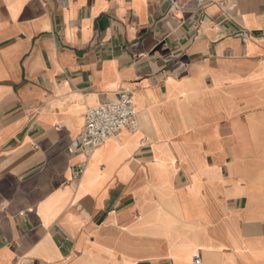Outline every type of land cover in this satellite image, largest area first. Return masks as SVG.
<instances>
[{
  "label": "crops",
  "instance_id": "obj_1",
  "mask_svg": "<svg viewBox=\"0 0 264 264\" xmlns=\"http://www.w3.org/2000/svg\"><path fill=\"white\" fill-rule=\"evenodd\" d=\"M196 260L264 264V0H0V264Z\"/></svg>",
  "mask_w": 264,
  "mask_h": 264
},
{
  "label": "built area",
  "instance_id": "obj_2",
  "mask_svg": "<svg viewBox=\"0 0 264 264\" xmlns=\"http://www.w3.org/2000/svg\"><path fill=\"white\" fill-rule=\"evenodd\" d=\"M171 7H177V0H168ZM209 0H199L200 6H204ZM246 42L248 36L242 34ZM139 126L136 101L132 94L122 92L114 102L89 108L85 114V128L76 142V147L90 157L95 150L104 145L122 131L134 133ZM83 169L73 175L79 178ZM200 264V260H196Z\"/></svg>",
  "mask_w": 264,
  "mask_h": 264
}]
</instances>
